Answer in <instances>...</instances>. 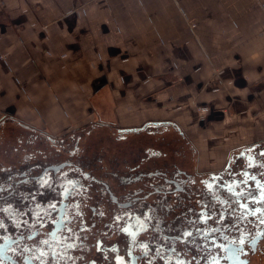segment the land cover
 Wrapping results in <instances>:
<instances>
[{
    "label": "crops",
    "instance_id": "crops-1",
    "mask_svg": "<svg viewBox=\"0 0 264 264\" xmlns=\"http://www.w3.org/2000/svg\"><path fill=\"white\" fill-rule=\"evenodd\" d=\"M4 120L173 125L220 167L264 139V0H0Z\"/></svg>",
    "mask_w": 264,
    "mask_h": 264
},
{
    "label": "flooded vegetation",
    "instance_id": "flooded-vegetation-1",
    "mask_svg": "<svg viewBox=\"0 0 264 264\" xmlns=\"http://www.w3.org/2000/svg\"><path fill=\"white\" fill-rule=\"evenodd\" d=\"M1 129L0 264H264V139L206 168L173 125Z\"/></svg>",
    "mask_w": 264,
    "mask_h": 264
},
{
    "label": "rangeland",
    "instance_id": "rangeland-1",
    "mask_svg": "<svg viewBox=\"0 0 264 264\" xmlns=\"http://www.w3.org/2000/svg\"><path fill=\"white\" fill-rule=\"evenodd\" d=\"M198 110H199V111H201V109H199V108H198ZM11 126H12V125L8 124V126H7V127H9V128H10ZM197 163H199V162H197ZM213 168H215V167H213Z\"/></svg>",
    "mask_w": 264,
    "mask_h": 264
},
{
    "label": "snow or ice",
    "instance_id": "snow-or-ice-1",
    "mask_svg": "<svg viewBox=\"0 0 264 264\" xmlns=\"http://www.w3.org/2000/svg\"><path fill=\"white\" fill-rule=\"evenodd\" d=\"M261 222L264 223V221H261ZM45 243H47V242L45 241ZM240 243H243V240H241Z\"/></svg>",
    "mask_w": 264,
    "mask_h": 264
},
{
    "label": "water",
    "instance_id": "water-1",
    "mask_svg": "<svg viewBox=\"0 0 264 264\" xmlns=\"http://www.w3.org/2000/svg\"><path fill=\"white\" fill-rule=\"evenodd\" d=\"M154 124H161V123H154Z\"/></svg>",
    "mask_w": 264,
    "mask_h": 264
},
{
    "label": "built area",
    "instance_id": "built-area-1",
    "mask_svg": "<svg viewBox=\"0 0 264 264\" xmlns=\"http://www.w3.org/2000/svg\"><path fill=\"white\" fill-rule=\"evenodd\" d=\"M200 109V108H199Z\"/></svg>",
    "mask_w": 264,
    "mask_h": 264
}]
</instances>
